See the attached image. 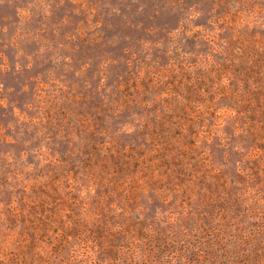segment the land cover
Wrapping results in <instances>:
<instances>
[{"label":"rangeland","instance_id":"obj_1","mask_svg":"<svg viewBox=\"0 0 264 264\" xmlns=\"http://www.w3.org/2000/svg\"><path fill=\"white\" fill-rule=\"evenodd\" d=\"M0 264H264V0H0Z\"/></svg>","mask_w":264,"mask_h":264},{"label":"trees","instance_id":"obj_2","mask_svg":"<svg viewBox=\"0 0 264 264\" xmlns=\"http://www.w3.org/2000/svg\"><path fill=\"white\" fill-rule=\"evenodd\" d=\"M205 39L210 49L213 51H216L212 49L214 48L213 45H216L214 37L207 35ZM235 41H241V40L239 38L238 40H235ZM213 66L216 67L217 70L219 69V66H217L216 64H213ZM224 70H225L224 74H228L229 71L226 70V68H224ZM235 72H237L241 78H245V79L258 75L257 72L251 69V67L249 68L248 72L241 71V70H235ZM224 77H227V75H224ZM121 93L124 95V97H128V98H130L133 93L136 95V98L132 100V101H135V104L140 105V107L142 108L149 107V104H148L149 100L145 101L144 99L147 96L148 91L144 87L143 83L127 82L123 85ZM157 100L159 99L155 98L153 99V102ZM163 101H167V100L163 99ZM167 106H168L169 111H171L167 113L168 120H173V115L174 117H180L174 114L177 110L176 107H172V105H167ZM186 107L187 106H185V108ZM182 124L185 126L186 123L183 122ZM92 133L93 134L91 135H94L95 133H101V131L92 132ZM76 150L78 149H73L72 152ZM104 150H108L104 142H100V146L98 147H96L95 145L88 147V149L84 152V159H83L84 163L88 164V167H90V165L92 164L96 165L98 162V157L100 156V153H102V151ZM104 157H105L104 160L99 161V165L101 164L100 166L101 169L106 170V171L113 170V173L116 174V177L111 182L112 186H114L115 184L116 187L120 188L119 192L121 193V195H123L124 198H126V200L128 201L136 200L139 197V195L144 194L143 192L145 191V188L148 185H151L153 183V177L145 173L148 165H146L144 162H140L138 160H135L133 162L129 160L128 158H125L120 161L116 159L115 161V159L112 158V156L105 155ZM95 159H97V161H95ZM122 192L124 194H122Z\"/></svg>","mask_w":264,"mask_h":264}]
</instances>
